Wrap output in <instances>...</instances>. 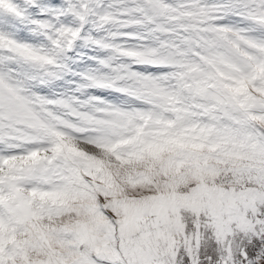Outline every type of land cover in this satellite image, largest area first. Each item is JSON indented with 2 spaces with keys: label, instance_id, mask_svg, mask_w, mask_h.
Listing matches in <instances>:
<instances>
[{
  "label": "snow or ice",
  "instance_id": "6c2138e0",
  "mask_svg": "<svg viewBox=\"0 0 264 264\" xmlns=\"http://www.w3.org/2000/svg\"><path fill=\"white\" fill-rule=\"evenodd\" d=\"M0 264H264V0H0Z\"/></svg>",
  "mask_w": 264,
  "mask_h": 264
},
{
  "label": "rangeland",
  "instance_id": "374dc122",
  "mask_svg": "<svg viewBox=\"0 0 264 264\" xmlns=\"http://www.w3.org/2000/svg\"><path fill=\"white\" fill-rule=\"evenodd\" d=\"M84 51L89 52L90 55H95V54H96V53L91 52L89 49H84ZM99 54H100V55H104L103 52H100ZM74 67H75V65H74Z\"/></svg>",
  "mask_w": 264,
  "mask_h": 264
}]
</instances>
